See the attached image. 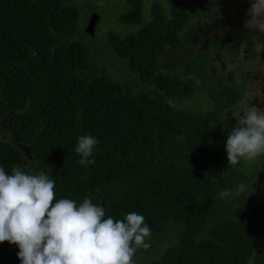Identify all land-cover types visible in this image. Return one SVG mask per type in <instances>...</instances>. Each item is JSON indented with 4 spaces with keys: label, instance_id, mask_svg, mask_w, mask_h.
Here are the masks:
<instances>
[{
    "label": "trees",
    "instance_id": "obj_1",
    "mask_svg": "<svg viewBox=\"0 0 264 264\" xmlns=\"http://www.w3.org/2000/svg\"><path fill=\"white\" fill-rule=\"evenodd\" d=\"M125 1L124 30L97 24L90 35L76 0H0V167L44 171L56 199L90 198L105 218L141 214L151 246L135 264H264V169L230 167L222 146L236 124L234 80L208 71L206 49L177 76L161 59L191 44L186 29L205 24L202 12L168 0L145 19L143 0ZM202 77L213 109L176 105ZM81 135L99 140L88 166L75 152ZM240 184L238 196L218 195ZM18 251L0 242V264H21Z\"/></svg>",
    "mask_w": 264,
    "mask_h": 264
},
{
    "label": "clouds",
    "instance_id": "obj_2",
    "mask_svg": "<svg viewBox=\"0 0 264 264\" xmlns=\"http://www.w3.org/2000/svg\"><path fill=\"white\" fill-rule=\"evenodd\" d=\"M246 15L244 27L264 34V0H250ZM233 116L236 124L225 144L230 167L264 156V109L252 106ZM98 143L91 135L77 138L79 164L95 162L89 157ZM244 190L240 184L235 192L224 189L218 195L228 198ZM105 215L90 198L79 206L56 199L55 180L44 171L33 175L14 166L8 174L0 167V242L18 246L21 264H135L136 252L151 246L145 218L136 212L123 219Z\"/></svg>",
    "mask_w": 264,
    "mask_h": 264
},
{
    "label": "rangeland",
    "instance_id": "obj_3",
    "mask_svg": "<svg viewBox=\"0 0 264 264\" xmlns=\"http://www.w3.org/2000/svg\"><path fill=\"white\" fill-rule=\"evenodd\" d=\"M154 0H144V9H145V19H149L151 16V5L153 6L156 1ZM163 2H166L167 0H162ZM186 2V9L185 11H195L198 7L196 5H193L196 0H184ZM214 1V6L212 9L214 10L215 7L218 5V0H213ZM79 5H84L83 11H82V18L80 20V25L84 26V30L87 26V23L89 21V18L93 12H99L101 14V19L98 23V30L99 32L104 30L105 28H115L120 31L124 30L122 23L120 22L119 19V13L120 9L124 10L123 8L125 7V0H76ZM153 3V4H152ZM127 6H129L128 1H127ZM190 7L189 10L187 7ZM164 9V8H163ZM169 9H170V2H169ZM150 11V14H148ZM165 11V10H164ZM85 14V15H84ZM84 18V20H83ZM191 21L195 24V26L189 25L187 27V31L190 33L191 37V44L187 45L185 44L182 46L181 49H167L164 51V53L161 55L162 62L164 63L166 71L173 75H181L183 74V70L185 68V63L187 58L193 57L195 54H198L200 51V46L202 47V44H204V41L202 39L196 38L195 33H200V26H203L205 24L199 23L197 20H194V18L191 19ZM205 21V20H202ZM201 21V22H202ZM220 18V22H221ZM219 22V18L214 16V23L215 26H217V23ZM222 23V22H221ZM219 32L218 29L215 33V38H213L210 41V46L208 47L207 50L210 51V57L212 58V62H208L207 69L212 75H217L220 74L221 71L223 70V62L225 64V70H228L226 74L228 76H234V62L233 59L235 57L234 52L237 51L238 49L233 46V44L227 43L228 41L225 40V48L222 50L220 47L222 45L220 44V40L218 38ZM194 38V40H193ZM173 62L174 65H170L169 63ZM212 67H211V66ZM122 77L123 74L121 73ZM135 77V76H134ZM136 78V77H135ZM207 79L203 78L201 79V83L196 84V93L195 95L189 97V98H182V99H177L176 100V105H179L183 108H189V109H197V110H212L213 109V104L211 101H209L208 96L209 95V87L207 85ZM132 85H136L134 81H129ZM253 83L249 84V86H252ZM205 86V87H204ZM204 87V88H203ZM133 91L139 92L142 89H134L130 87ZM254 89V85H253ZM153 92V90H148ZM160 96L165 98L162 92L159 93ZM249 107L246 109L248 110ZM240 113V108H234L232 111V116ZM234 117V116H233ZM2 123H3V115L0 114V134L1 128H2ZM229 132V131H228ZM228 138V134L226 135ZM226 140L223 141L222 146L225 148ZM226 149V148H225ZM243 164L246 166V171H249L253 168H263L264 169V156L258 157L255 161L253 162H245L242 161Z\"/></svg>",
    "mask_w": 264,
    "mask_h": 264
},
{
    "label": "flooded vegetation",
    "instance_id": "obj_4",
    "mask_svg": "<svg viewBox=\"0 0 264 264\" xmlns=\"http://www.w3.org/2000/svg\"><path fill=\"white\" fill-rule=\"evenodd\" d=\"M154 1L163 2L162 0ZM167 2L168 0L166 5H168ZM193 5L198 7L197 10L200 9L206 21L205 25L200 26L201 32L195 33L196 38L204 41L202 47L205 46V48L200 46V49L207 50L211 47L210 41L215 38L217 29L222 45L220 49L225 48V40L238 49L234 52V76H229L230 80H234L239 92L235 108H240V113L252 106L264 109V34L250 32L244 27L248 19L246 10L250 7V0H218L214 10L212 9L213 0H196ZM214 16L219 18L217 26L214 23ZM222 67L223 71L230 70H225L224 62ZM250 83H253L254 89L253 85L249 86Z\"/></svg>",
    "mask_w": 264,
    "mask_h": 264
},
{
    "label": "water",
    "instance_id": "obj_5",
    "mask_svg": "<svg viewBox=\"0 0 264 264\" xmlns=\"http://www.w3.org/2000/svg\"><path fill=\"white\" fill-rule=\"evenodd\" d=\"M101 18V14L98 12H93L89 18L88 24L85 28V32L90 34V35H94L96 28H97V24L99 22Z\"/></svg>",
    "mask_w": 264,
    "mask_h": 264
}]
</instances>
